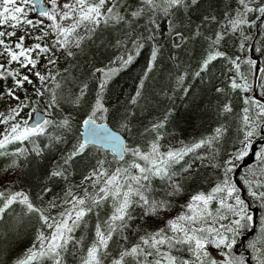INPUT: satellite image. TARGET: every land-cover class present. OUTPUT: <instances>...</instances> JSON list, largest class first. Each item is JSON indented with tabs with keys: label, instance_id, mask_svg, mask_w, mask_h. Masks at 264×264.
Masks as SVG:
<instances>
[{
	"label": "snow or ice",
	"instance_id": "snow-or-ice-1",
	"mask_svg": "<svg viewBox=\"0 0 264 264\" xmlns=\"http://www.w3.org/2000/svg\"><path fill=\"white\" fill-rule=\"evenodd\" d=\"M50 7H45L42 0H0V25H8L15 29L28 25L44 24L42 19H31L28 17L30 11H36L39 5V17L45 18L49 23L47 29L40 28L39 34L34 37L31 45L26 46L24 41L29 37L25 31L17 37L15 50L3 37H12L14 31H0V47L7 64L16 62L19 67L8 69L0 64V78L11 77L12 86L5 84V91L0 92V97H8L16 101L15 106H10L5 115L0 113V123L9 124L5 134L0 136V149H5L12 141H19L21 144L32 137L44 135L48 137V144L41 145L35 141L32 152L37 158H42L46 149L56 143L65 141V136L76 131L74 117L71 112L61 115L65 105L81 107L85 104L86 93L89 84L85 80H78L72 77L71 84H66L63 79H57L59 73L42 72L37 68L41 54L49 53L53 48L63 49L68 57L75 53L70 50L75 47L82 51V44L86 39H94L95 33L103 25L104 27H128L124 32V39H117L116 46L123 43H131L132 49L129 54L117 56L110 59L107 65L100 67L92 66L88 73L89 79L95 78L97 92L94 99L88 103L86 115L82 119V126L85 131L77 135L72 148L60 158L61 163L56 164L47 173L45 183L37 193L36 199L44 201L46 194L51 191L50 183L54 178H63L68 181L71 175L70 169L74 158L80 154H87L90 145H95L101 137L100 130H104V140L110 144L115 152V166L105 167L109 164L102 155H99L95 166L88 170L83 176V181H88L91 191L86 186L83 194L75 192L74 186L68 183L63 198L55 196L45 204L38 205L28 192L14 190L11 185L15 181H6L9 187L0 191V220L6 215V210L13 204H19L23 216L35 214L38 218L39 227L35 231V242L25 250L23 255L12 260L11 264H66L65 255L71 250L75 253L79 246L82 254L79 264H104V257L109 255L110 241L119 234L120 238L127 242L125 234L130 227L129 221L133 219V206H138L145 216L160 215L166 211L171 201L168 199H157L150 194L154 190L157 181L165 184L167 196L174 197L185 191L184 181L196 179L193 171V163L186 160L190 153L206 147L208 151H201L197 159L203 163L207 160V166L215 169L218 173L217 180L206 190L193 192L188 200L181 205V211L169 218L165 227L155 231H146L139 235L137 242L120 246L119 252L111 260L110 264H247L243 253L237 255L234 246L238 237L248 229L255 227V217L251 205L242 197L240 188L234 182L230 174L234 171L235 161L242 160L248 156L256 137L264 140V99L256 100L251 96H245L242 115L239 117L237 127L236 143L232 151L222 154L217 147L224 140L228 128L225 124H219L212 132L194 141L185 143L179 141V147L163 144L165 133L162 131L168 124L173 110L169 108L163 118H157L144 128V133H152L150 138L144 139L143 143L135 141L128 143L121 140L117 133L108 129L107 123L98 124L97 119L106 120L109 114L108 107L103 103V93L112 77L122 68L127 67L133 60L132 52H138L144 47L146 40L154 41L151 46V58L147 61V68L140 77V86L136 94L131 97V103L136 105L142 96V88L149 72L154 67L159 53L160 45L155 40L160 32V20L167 21L168 34L178 38L181 43L190 37L195 38L202 35L200 26L190 36H185L182 31L188 25L185 23L186 14L194 7L200 6V0H47ZM232 10L224 13L222 27L215 32L214 39L209 37L207 54L202 57L199 70L193 76H200L210 63L217 58H225L236 70V77L229 80L231 90L246 92L249 85L247 78L240 72V57L234 59L226 52L219 50L223 38L229 33L240 32L241 42L239 47H244V41L248 36L244 34L243 26L255 25L256 20L251 17L256 13L261 14L258 19H264V0H237L234 14ZM209 20L216 19L215 16L205 17ZM143 21L147 36L137 35L131 26H140ZM22 22V23H21ZM264 29V25H261ZM83 29V31H80ZM44 37L51 39L52 43H42ZM181 45L173 40V47ZM47 64L54 65L58 58L45 57ZM248 65L256 62L245 58ZM20 69H26L25 72ZM67 71V70H65ZM264 72V69H262ZM31 73L39 80L36 86ZM178 83H183L184 76L177 77ZM25 84L32 85L35 93L33 98L25 89V95L21 98L17 93ZM51 85V86H49ZM73 86H78V91H73ZM264 94V83L259 85ZM188 88H184L187 93ZM216 93H225L224 86L215 87ZM43 101L46 107L43 114L35 115V122L29 123L27 115H34L39 111L38 105ZM30 108L31 112L21 116V110ZM219 114L226 115L233 111L231 102H224L219 105ZM53 115L55 119L50 118ZM17 117H20L17 120ZM133 113L128 110L120 115L117 124L121 131L132 136ZM51 128L50 133L48 129ZM59 131V134H56ZM143 138V133L139 134ZM27 149L17 147L13 150V156H26ZM6 152H0L5 155ZM257 163L255 168L250 166L242 175L243 183L247 188L248 196L252 201L258 202L262 210L260 224L257 234L248 241L247 247L251 249L252 261L254 264H264V183L251 181L248 175L258 174L264 176V145L255 153ZM183 162V163H181ZM179 166V167H177ZM8 168L15 170L17 160L13 158ZM179 177V179H177ZM59 200V204H57ZM68 205V207H61ZM60 207L61 210L52 212V209ZM108 208L104 218H101V210ZM96 213L94 236L91 242L84 249L83 241L85 235L79 238L73 233L78 228L88 229V218L91 213ZM23 217L14 218L13 228L22 222ZM257 245H260L258 247ZM213 250L215 254H213Z\"/></svg>",
	"mask_w": 264,
	"mask_h": 264
},
{
	"label": "trees",
	"instance_id": "trees-1",
	"mask_svg": "<svg viewBox=\"0 0 264 264\" xmlns=\"http://www.w3.org/2000/svg\"><path fill=\"white\" fill-rule=\"evenodd\" d=\"M237 5V0H200V6L194 7L186 14L185 23L188 25L183 28L185 36H190L196 31V26H200L199 35L195 38H189L183 43L178 38L168 34L167 21L160 20V32L163 35H157L155 40L159 43V53L154 67L149 72L142 88V96L139 98L136 105L131 103V97L136 94V89L140 86V77L147 68V61L151 58V46L154 41L146 40L144 47L138 52H132L133 60L127 67L120 69L109 81L103 93V103L109 109V114L106 120L97 119V122H105L112 129L123 135L126 142L133 141L143 143L144 139L150 138L152 133H144V128L148 127L150 122H155L157 118H163L164 113L171 108L173 110L170 120L166 127L162 129L165 133L163 144L165 147L171 145L179 147V141L188 143L199 139L200 137L209 135L212 130L219 124H225L228 128L225 138L217 147L222 154H227L232 151V146L236 143L237 127L239 117L242 115L241 109L243 104V93L239 90H231L229 87V77L231 74V64L227 63L225 58H217L212 61L209 67L201 72L200 76H193V73L199 70V64L207 54L209 37H215V32L220 30L222 21H224V13L231 9L230 15L234 14ZM261 14L256 13L251 18L256 20V24L252 25V36L246 42V49L243 51L247 58H250L247 49L254 40V45L258 49L264 50V19H258ZM215 16L216 19L209 20L205 17ZM135 29V33L141 36H147L148 32L145 29L143 21L140 26L135 24L131 26ZM128 32L132 39L135 35L131 34V29L128 27H104L103 25L95 33L94 39H86L82 44V51L75 47L71 48L75 55L68 57L63 53L62 65L60 67L58 79H63L66 84H71L72 77L78 80H85L89 84L88 92L86 93L85 104L81 107H73L65 105L64 113L67 115L71 112L75 121V128L72 134L65 136V141L56 143L54 146L46 149L42 158H37L32 152L35 141L41 145L48 144V137L40 135L32 137L31 140H25L23 144L19 141H12L5 149H0V152H6L5 155H0V189L8 188L6 181H15L11 185L14 190H24L28 192L38 205L41 200H37L36 196L41 186L45 183L47 173L54 165L61 163V156L68 152L77 137L81 133L82 119L86 115L88 103L91 102L97 92V82L95 78L89 79L88 73L93 65L100 67L107 65L110 59L117 56L129 54L132 49L131 43H123L116 46L117 39H124L123 33ZM173 40L180 44L179 48L173 47ZM221 51L227 53L231 58L239 56L238 49L239 41L234 34L229 33L225 36L219 45ZM256 53L253 54L256 57ZM242 69L247 75H252V65L243 62ZM67 70V71H65ZM183 75L184 81L178 86L177 77ZM224 86L227 91L225 93H216L215 87ZM184 88H188L187 93ZM78 86H73V91H78ZM231 102L233 111L230 114L220 115L219 105L224 102ZM128 110L133 113V135L130 137L124 131L118 128L117 121L120 115L125 114ZM48 131L51 133L52 129ZM143 133V138L141 134ZM56 134H59L57 131ZM27 149L26 156H13V150L17 147ZM201 151H208L206 147L198 149L195 153H190L186 160H190L194 167L193 171L196 174V179L184 181L185 191L178 196H167L165 184L156 182L154 190L150 194L157 199H168L171 201L169 208L166 211H171L177 206L182 205L187 201L189 196L197 191H206L216 180L218 173L215 169L207 166V160L203 163L197 157ZM99 155H105L107 159H113L114 155L108 151H102L99 148ZM13 158L17 160L15 170L8 168ZM98 158L97 147L90 145L87 154H80L74 158V163L70 169L71 175L68 181L63 178H54L50 183L51 191L46 194L45 200H51L55 196L61 197L66 191L68 183L78 189V185L83 182V176L88 174L90 167L95 166ZM108 161V160H107ZM183 163V162H181ZM256 164V163H255ZM253 164V165H255ZM252 165V166H253ZM179 167V166H177ZM234 172V171H233ZM233 172L230 174L232 179ZM179 179V177H177ZM133 219L129 221L130 227L125 234L128 236V241H123L117 234L110 241L109 255L104 257V264H110L111 260L120 250V246L124 243L130 245L137 241L139 235L146 231H155L159 228L160 215H147L138 206H133ZM109 209L106 207L101 210V218H104ZM17 216L23 217L22 222L13 228L14 218ZM157 220V221H156ZM96 222V213L93 212L88 218L89 227L87 230L78 228L73 235L77 238L81 234L85 235L83 241L84 249L91 242L94 236V226ZM39 227L38 218L35 214L31 216H23L22 208L19 204H13L8 210L3 220H0V264H11L16 257L23 255L26 249L32 246L35 242V231ZM246 253V251H244ZM82 254L78 246L75 253L72 252L71 246L65 255L66 264H79V258Z\"/></svg>",
	"mask_w": 264,
	"mask_h": 264
},
{
	"label": "rangeland",
	"instance_id": "rangeland-1",
	"mask_svg": "<svg viewBox=\"0 0 264 264\" xmlns=\"http://www.w3.org/2000/svg\"><path fill=\"white\" fill-rule=\"evenodd\" d=\"M42 3L44 4L45 7H50V5L48 4L47 0H42ZM58 3H62V0H58ZM25 10L28 12V17L29 18H31L33 20H35L37 18L42 19V20H44V24H42V25H34L32 27H30L28 25H23L22 24V27H18V28H15V29L9 27L8 25H0V31H4L5 29H7L8 31H14L15 32V35L12 36V37H3V39H5L7 42L10 43V46H12L14 48V50H15V44H14V42L16 41V39H17L18 36L23 35L25 33V31H27L29 33V37L24 41V43H25L26 46L31 45L33 42H37V41L34 40V37L39 34V29L40 28L47 29V25L49 23L45 18L37 16L35 14V11L34 12L33 11H30L28 8H26ZM251 26L252 25H245V26H243L244 34L246 36H248V40L247 41H249L251 39V36H252V28H251ZM80 31H83V29H81ZM231 34H234L237 37V39L239 41V44H240V42H241L240 32L237 31V32L231 33ZM247 41H244V47L242 49L239 47V49H240L239 50L240 51L239 57L241 59H240V61H238V63L241 64L240 72L247 78V81H248L249 85H251V87L246 92H242L243 93V98L245 96H251L252 93H253V87H252V84H253V74L252 75H247L246 74V71L247 70L244 71L242 69L243 68L242 67L243 62L245 61V58H246V54L243 52V50L246 47V42ZM39 42H42V43L46 42V43H49V44L52 43L51 39H49L48 37H44L43 40L42 41H39ZM219 50H221L220 49V46H219ZM254 51H255L254 53L257 54L255 56L259 60L258 79H257V82H256L255 94H256L257 97L264 98V94H262L261 89L259 87V85L261 83H264V72H262V69H264V52H263V49H258V48H256V46L254 47ZM64 52L65 51L63 49L53 48V50L51 52L46 53V54H41V59L38 61L37 68L40 71L45 72V73H47V72H51L53 74L59 73L60 67L62 65V57H63V53ZM53 53H55V56L58 58V62L56 64H54V65L47 64V61H46L45 57L52 56ZM234 58L235 57H233V59ZM252 60L255 61L253 55H252ZM0 64H4V66L6 68H8V69L19 67L16 62H13L12 64H7L6 63V59H5V56L3 54V48L2 47H0ZM254 67H255V64L252 65V68H251L252 69V72H254ZM230 69H231V74H230L229 80L231 78H233V77H236L237 80H238V82H240L239 81V77L236 76V70L233 68L232 65H231V68ZM20 71L25 72L26 69H20ZM28 74L31 76V78L33 79V81L36 84V86H39V83H40L39 80L34 75H32L31 73H28ZM5 84H7L9 87L12 86V79H11V77L0 78V92L5 91V87H4ZM180 84L181 83H178V86ZM49 86H51V85H49ZM25 89H27V92L33 98H35V93L33 91V87H32V85H28V84H25L22 88H20L18 90V93L17 94L21 98H23V96L25 95ZM15 103H16V101L14 99H10V98H8L6 96L0 97V113H4L6 115L7 112H8V108L10 106H15ZM45 107H46L45 103L43 101H40V103L38 105L39 112H41L43 114V110H44ZM30 112H31V109L30 108H24V109L21 110L20 115L21 116H26V114H28ZM61 115H66V114L63 111L61 113ZM26 118L29 120V123H30L31 120L33 119V115H27ZM50 118L55 119L56 116L53 115ZM19 119H20V117H17V120H19ZM12 122L13 121H9V124L8 125L3 124V123H0V136H2L3 134H5L6 128H8L9 125ZM258 138L259 137L254 138L253 142L256 141ZM103 157L106 159V156L105 155H103ZM107 160L109 161V164H106L105 167H109V166L114 167L115 166V160H114V158L113 159H110L109 158ZM240 161L241 160L235 161L236 166L240 163ZM255 166H256V164L253 165L252 167L255 168ZM247 169H245L243 171V173L237 178V185L240 188L242 197L246 199V202H248L251 205V207L257 208V210H258L257 226H256V229H255L254 235L252 237H250V239H249V240H251L257 234L258 226L260 224V216L262 214V210L259 208L258 202H255L254 203L252 201V198L248 196L247 188H246V186L243 183L242 175L246 173V170ZM247 178L250 179L251 181H260V182L264 183V176H261V175H258V174L248 175ZM86 186L88 187L89 191H91V187H90L88 181H83L82 183H80L78 185V189H74V190H75V192H79L80 194H83V189ZM4 189H6V188H1L0 191H3ZM260 190H264V188H261ZM64 195H65V192L63 193V195L61 196V198H63ZM46 201L47 200L40 201V204L39 205H41V204H45L46 205ZM57 204H59V200H57ZM61 207H68V205H62ZM60 210H61V208L58 207L56 209H52L51 211L52 212H57V211H60ZM181 210H182L181 209V205H179V206H177L175 209H173L171 211H164L163 213H161L160 214L159 228L165 227L167 220L169 218L177 215ZM249 230L250 229L246 230L241 235L245 234ZM249 240H247L246 243L242 247H237V245L239 243V240L237 239V243L234 246V251H235V253L237 255H239L240 253H243L244 256H245V259H246L247 264H254V261H252V259H251V257H252L251 249L247 247V244H248V241ZM257 246L260 247V245H257ZM244 251H246V253ZM213 254H215V251L214 250H213Z\"/></svg>",
	"mask_w": 264,
	"mask_h": 264
},
{
	"label": "water",
	"instance_id": "water-1",
	"mask_svg": "<svg viewBox=\"0 0 264 264\" xmlns=\"http://www.w3.org/2000/svg\"><path fill=\"white\" fill-rule=\"evenodd\" d=\"M35 14L37 16H39V5L36 6V11H35ZM252 56V55H250ZM258 68H259V60L257 59L256 60V64H255V67H254V75H253V93H252V97L256 100H262L264 98H260V97H257L256 94H255V87H256V82H257V78H258ZM42 113L41 112H37L33 115V119L31 120L30 124L31 123H34L35 122V115H41ZM98 124H105V122H97ZM108 129L113 132V133H117L120 135L121 137V140L122 141H125V138L123 137L122 134H120L119 132H117L116 130L112 129L108 124ZM85 131L84 127L82 126L81 128V133H83ZM101 132V137L95 141V145L93 146H96L100 149H102L103 151H108V152H111L115 155V152L113 150V148L111 147L110 144L106 143L103 136H104V130L101 129L100 130ZM264 145V140L262 139H258L256 141L253 142V146L252 148L250 149L249 151V154L248 156H246L245 158H243L240 163L237 165L234 173H233V180L237 183V177L242 173V171L246 168H248L249 166H251L253 163H255L257 161V158H256V155L255 153L257 151H259V149L261 148V146ZM248 203V202H247ZM252 210V213L255 217V227L250 229L247 233L241 235L239 237V242L240 244H244L246 242V240H248L250 237H252V235L254 234L255 232V228H256V225H257V208H251Z\"/></svg>",
	"mask_w": 264,
	"mask_h": 264
},
{
	"label": "bare ground",
	"instance_id": "bare-ground-1",
	"mask_svg": "<svg viewBox=\"0 0 264 264\" xmlns=\"http://www.w3.org/2000/svg\"><path fill=\"white\" fill-rule=\"evenodd\" d=\"M254 43H255V42H254V40H253V41L251 42L250 46L247 47V49H248L250 55H253L254 52H255V51H254V47H255ZM238 49H239V46H238ZM245 49H246V47H245ZM245 49H244V50H245ZM239 50H240V49H239ZM244 50H243V51H244ZM263 52H264V50H263Z\"/></svg>",
	"mask_w": 264,
	"mask_h": 264
}]
</instances>
